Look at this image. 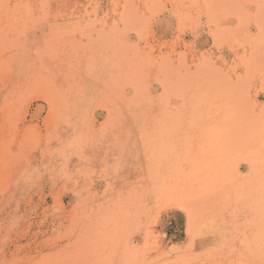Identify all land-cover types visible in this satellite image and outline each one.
<instances>
[{
    "label": "rangeland",
    "instance_id": "374dc122",
    "mask_svg": "<svg viewBox=\"0 0 264 264\" xmlns=\"http://www.w3.org/2000/svg\"><path fill=\"white\" fill-rule=\"evenodd\" d=\"M0 264H264V0H0Z\"/></svg>",
    "mask_w": 264,
    "mask_h": 264
},
{
    "label": "bare ground",
    "instance_id": "6f19581e",
    "mask_svg": "<svg viewBox=\"0 0 264 264\" xmlns=\"http://www.w3.org/2000/svg\"><path fill=\"white\" fill-rule=\"evenodd\" d=\"M213 242V241H212Z\"/></svg>",
    "mask_w": 264,
    "mask_h": 264
}]
</instances>
